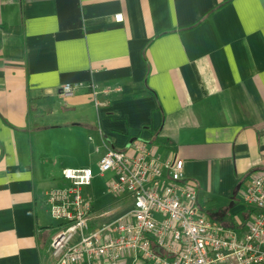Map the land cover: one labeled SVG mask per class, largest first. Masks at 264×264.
Returning <instances> with one entry per match:
<instances>
[{
	"label": "crops",
	"instance_id": "1",
	"mask_svg": "<svg viewBox=\"0 0 264 264\" xmlns=\"http://www.w3.org/2000/svg\"><path fill=\"white\" fill-rule=\"evenodd\" d=\"M137 142L245 231L240 190L264 173V0H0V264H49L61 170Z\"/></svg>",
	"mask_w": 264,
	"mask_h": 264
},
{
	"label": "built area",
	"instance_id": "2",
	"mask_svg": "<svg viewBox=\"0 0 264 264\" xmlns=\"http://www.w3.org/2000/svg\"><path fill=\"white\" fill-rule=\"evenodd\" d=\"M77 89L66 84L61 95ZM99 94L92 86L97 106ZM97 177L113 205L96 207L89 189ZM61 179V187L45 194L57 223L49 264H264V173H252L240 190L250 209L245 231L213 220L197 185L185 179L184 163L162 162L143 142L110 149L96 171L63 168Z\"/></svg>",
	"mask_w": 264,
	"mask_h": 264
},
{
	"label": "rangeland",
	"instance_id": "3",
	"mask_svg": "<svg viewBox=\"0 0 264 264\" xmlns=\"http://www.w3.org/2000/svg\"><path fill=\"white\" fill-rule=\"evenodd\" d=\"M79 164H83L82 167H86L88 165L86 162V159L84 157H80L78 159ZM95 169V167H94ZM96 171V170H95ZM105 180L103 178L97 177L94 181H93V186L91 189H89V191L94 195L95 199H96V203L97 204H102V203H106L112 200L111 197H108L104 194L105 191ZM49 222H52L51 219H48ZM54 227L56 226V223H53ZM53 227V228H54Z\"/></svg>",
	"mask_w": 264,
	"mask_h": 264
},
{
	"label": "trees",
	"instance_id": "4",
	"mask_svg": "<svg viewBox=\"0 0 264 264\" xmlns=\"http://www.w3.org/2000/svg\"><path fill=\"white\" fill-rule=\"evenodd\" d=\"M227 3H228V2H227ZM216 10H217V9H216ZM198 24H199V23H198ZM198 24H197V25H198ZM191 28H193V27H191ZM191 28H188V29H186V30H190ZM182 31H183V30H182Z\"/></svg>",
	"mask_w": 264,
	"mask_h": 264
}]
</instances>
